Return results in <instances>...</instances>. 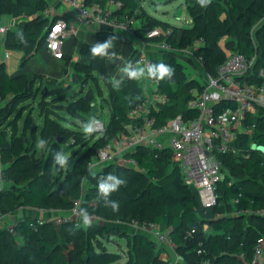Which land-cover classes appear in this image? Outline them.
I'll return each instance as SVG.
<instances>
[{
  "label": "trees",
  "instance_id": "obj_1",
  "mask_svg": "<svg viewBox=\"0 0 264 264\" xmlns=\"http://www.w3.org/2000/svg\"><path fill=\"white\" fill-rule=\"evenodd\" d=\"M96 1L104 3L106 0ZM122 1L123 6L114 12L118 20L128 17L135 20L142 18L143 12L138 13L140 4L137 0ZM228 4L232 8L233 21L224 19L218 23L224 10L219 2L212 0L207 8H201L196 0H187L186 7L193 18V25L182 28L172 25L171 30H179V36L175 40H170L167 36L166 41L175 49L191 46L194 56L199 59L203 69L215 74L218 65L227 57L220 47L219 39L224 35H231L233 36L230 44L232 52L246 56L254 55V69L264 66V28L252 31V26L259 17L264 16V5L258 3V0H228ZM46 7L45 0H0V14L4 13L12 17L31 16V18L19 19L16 29H9L3 39L6 49L23 52L20 64H24L39 46L44 44L46 28L50 23V19L44 14ZM154 24L159 23L148 24L143 21L140 25L137 24L134 34L143 37L148 29L154 27ZM18 33L22 35L19 37ZM256 34L259 36L258 40L254 38ZM110 36L118 37L113 31H103L102 42ZM200 38L203 39V43L193 46L195 40ZM117 43L118 40L114 41L115 52H117ZM155 52V55L151 54L149 63L163 62L171 65L175 69V74L171 81H157L155 93L163 100L150 105L149 115L154 118V126H161L178 114L185 119L197 116L198 111L190 109L187 102L192 96L191 90L194 88L200 90L202 85L184 76L181 64L173 61L170 50ZM106 60L90 56L87 64H80L99 71L113 99L109 120L104 123V131L97 132L99 135L96 138L93 135L83 138L86 144L94 142L93 153L87 154L81 161L68 157L66 165L68 171L63 176L59 175V180L63 179L57 186L50 181L40 162L33 156L21 154L19 149H15L16 160L28 159V163L15 167L14 172H9L10 166L3 168L4 177L12 179V186L15 189L7 187L1 191L0 213L16 209L19 205L42 208L47 204H51L54 210L60 209L64 213L69 211L73 201L81 193L82 176L87 172V164L89 165L95 157L97 153L95 150L123 132L127 125H143V118L129 114L142 103L140 84L124 77L116 79L122 82L120 90H114L109 82L111 78L106 69ZM37 77V74L31 73L10 76L5 64L0 62V99L7 102L0 107V124L6 120L14 100L30 95ZM220 105L225 106L227 103L222 101ZM244 123L254 124V127L251 137L239 135L234 141L233 144L239 152L218 155L223 164L222 169L227 172L218 183V200L214 206L205 209L200 203L197 189L183 182L180 169L170 160L169 148L161 150L156 157L154 150L138 146L134 151L126 153V156L133 157L140 169L108 162L100 166L102 168L96 172L95 178L90 176L88 179L90 186H93L91 184L98 182L100 176L111 173L126 181V184L119 188V193L114 192L109 197L118 202V211L106 207L103 198L98 196V191L93 192L88 188L87 198H93L97 202L94 214H104L107 219L113 221L155 224L161 230L171 227L168 232L175 243L176 253L180 257L193 256L191 262H188L189 259L186 261L179 259L176 264H200L205 261H209V264H246L251 259L256 238L264 235V154L250 147L251 142L264 146V110H259L256 114H247ZM64 131L66 128L57 124L47 131H42L41 139L48 144L53 136L55 138L63 136ZM15 147V145L7 146L5 136L0 132V155L8 154ZM241 150H248L249 157L241 156ZM49 160H53V156L49 157ZM162 170L168 172L170 177L179 178L182 185L178 186L173 182L169 189L162 183H148V179L157 177ZM140 176L143 180L138 179ZM95 188L97 189V185ZM34 219L35 216H22L15 220L13 233L22 236L25 240L15 252L18 264H22L21 258L27 255L26 250L31 248L30 243L36 246L32 249L35 264H52L50 239L54 232L61 235L65 243L72 245L68 250V261L64 264H107L103 261V257L111 260L117 258L118 253L114 251L94 250L90 238L99 233H114L118 230V225L103 223L92 224L91 227L85 228L81 224L76 226L73 220L59 224L49 220L34 230L29 226V222ZM205 224L209 229H204ZM192 228L195 229L194 236L184 239L185 232ZM9 233L8 228H0V264H8ZM154 247L152 241L140 235L136 245L138 259L127 264H154L155 256L159 253L158 250L155 255H151ZM197 248L204 251L197 253ZM240 251L245 254L243 260L236 256ZM140 258H143V261L139 260Z\"/></svg>",
  "mask_w": 264,
  "mask_h": 264
},
{
  "label": "rangeland",
  "instance_id": "obj_2",
  "mask_svg": "<svg viewBox=\"0 0 264 264\" xmlns=\"http://www.w3.org/2000/svg\"><path fill=\"white\" fill-rule=\"evenodd\" d=\"M140 4V10L138 13L143 12L142 18L134 21V25L141 24L145 21L148 24L151 22H158L159 24H154V27H159L162 30H170L168 35L170 40H175L179 36L180 31H172L171 26L182 27H191L193 25V18L191 14L187 11V0H137ZM219 2L224 10L221 12L218 23H221L224 19H229L233 21L234 17L232 14V8L228 4V0H215ZM243 3V2H241ZM258 3L264 5V0H258ZM14 18L8 14H0V23L9 24L10 20ZM264 28V16L259 17V20L252 26V31L261 30ZM255 40H258L259 36L254 35ZM233 41V36L224 35L219 39L220 47L226 55L232 53L230 44ZM161 42V39L148 41L149 44L158 45ZM229 42V44H227ZM74 41L69 42L70 47L68 48L67 54L72 55L74 52ZM149 46V45H148ZM157 46L154 47V50L146 49L145 55L150 60L151 54L155 55V51H159ZM171 57L173 61L179 62L183 68L184 76L194 79L196 82L203 84L204 83V74L205 70L199 59L194 56L193 48L191 46L185 49H175L172 47ZM5 54L4 49L0 46V55ZM2 61V59H0ZM89 61L88 57H84L81 61L84 64H87ZM137 62V61H136ZM133 62L134 64L136 63ZM146 65L148 63H141ZM120 66L118 69L113 70L115 77H124L120 72ZM110 78H114L109 74ZM142 88V103L148 105L151 101L159 97L155 93L154 86L149 80H140L137 81ZM81 91V92H80ZM87 93L92 97V100L86 101L83 95ZM155 96V97H154ZM112 96L108 88L107 83L102 79L99 71L95 69H90L87 66L80 64H72L69 68V64H66L64 71L60 77H55L51 75L49 77L39 76L34 80V83L31 88V93L29 96L16 99L13 101L11 108L9 109V114L3 122L0 124V132L5 136V141L7 146L16 147L9 151L6 155H1L2 162L0 163L2 167L10 166L9 172H14L15 167L22 166L28 163V159L17 161L15 158V149H19L21 154L33 156L36 161L40 162L42 169L44 167L47 172L49 179L52 183L57 186L61 184L62 179L59 180V175H64L67 173V166L60 168L59 165L54 163V160H49V157H52L53 154L57 151H62L67 154L69 157H72L73 160H82L84 156L89 153H93L94 142L86 144V141H83L85 135L81 124L82 122H87L91 117L99 118L107 123L111 113L112 105ZM93 102V104H91ZM6 100L0 99V107L6 104ZM93 107L97 108V111H93ZM57 124L66 128L63 136L54 137L51 133L52 140L46 144L43 148H38V141L41 139L42 131H47ZM90 135H93L94 138L98 137V133L94 132ZM15 136V138H14ZM171 134L165 132L161 134L158 139L165 140L168 142ZM18 145H20L18 147ZM97 151V150H95ZM119 164L126 165L123 161L117 162ZM87 166H89L87 164ZM128 167H131L130 165ZM100 166H96L93 169L87 167V172L82 176V182L80 185L81 193L73 203L71 208H76L78 213L76 219L82 225V219L80 217L81 209L87 210L92 216V224H103L109 223L111 225H118V230L114 233H99V235H92L90 240L94 250L96 251H114L117 254L115 260H111L107 257H103V261L107 264L119 263L127 264L130 261L138 259L136 245L138 243V238L140 235L147 237L148 240L152 241L155 245L154 251L151 255H155L156 251L159 250V253L166 250L161 242H159L154 235V233L149 228V225L139 221H113L107 219L104 214L97 215V219H93L94 207L97 202L91 198L88 199L87 190L90 188L93 192L98 191L95 186L97 182H94L93 186H90L88 179L90 178L89 170L97 172ZM132 168V167H131ZM128 173V172H126ZM142 179V177H138ZM143 180V179H142ZM175 182L178 186H181L182 183L179 178H173L168 175V172L162 170L157 177L148 179V183L156 184L162 183L170 189V185ZM12 179L5 178L3 171L0 172V193L3 189L10 187L12 190L15 189L12 186ZM119 193V190L116 191ZM81 204V205H80ZM42 209L43 211L41 212ZM80 209V211H79ZM37 211L42 213V216L54 217L56 215H61L62 212L60 209H55L51 204H47L42 208L30 207L26 205H19L16 209L8 210V217H3V224L9 225L14 220L22 216H35ZM3 213H0V215ZM207 228V226H204ZM209 229V228H207ZM10 232V231H9ZM7 242L10 247L8 255V264H18L15 257V252L25 240L22 236L10 232L7 237ZM50 244L52 247L51 263L52 264H64L68 261L69 253L68 250L72 247L71 244L65 243L63 237L57 233H53V237L50 239ZM27 248L26 256H23L21 259L22 264H35L36 260L32 253V249H35L36 246L34 243H30ZM166 256L160 254L156 255L154 264H172L179 259H189L188 262H191L192 255L190 257L181 256L173 249H167ZM179 256V259L177 258ZM139 260L143 261V258Z\"/></svg>",
  "mask_w": 264,
  "mask_h": 264
},
{
  "label": "built area",
  "instance_id": "obj_3",
  "mask_svg": "<svg viewBox=\"0 0 264 264\" xmlns=\"http://www.w3.org/2000/svg\"><path fill=\"white\" fill-rule=\"evenodd\" d=\"M74 10V22L63 17H55L50 20L46 28L44 45L56 59L63 57L62 45L66 38L75 34L76 25L95 23L100 27L111 31H128L134 33L137 26L134 25V18L118 20L115 11L123 6L122 0H106L100 3L96 0H64ZM9 29L7 25H0V34H5ZM170 30H162L159 27L148 29L143 37H136V48L139 51V62L149 63L145 50L158 47L161 50H172L171 45L166 41ZM161 39V42L149 44L148 41ZM203 43V39H196L193 46ZM149 45V46H148ZM255 56H246L238 52H232L221 62L215 74L205 71L202 88L192 89V96L187 102L190 109L198 111L193 118H183L178 114L170 118L161 126H154V118L149 115L150 105H155L160 96L155 98L148 105L143 103L132 109L129 114L143 118V125H127L126 129L113 137L108 143L97 150V153L89 169L102 166L108 162L117 163L123 161L126 165L140 169L136 160L126 153L134 151L136 147L152 149L155 156L165 148L170 150V160L175 162L180 169L181 178L187 185L197 189L201 205L206 209L217 204L218 183L224 178L225 172L222 169V162L218 155L223 153H237L239 149L234 146V141L239 135L251 137L254 124H245L247 114H256L264 110V66L254 69ZM157 84V81L154 80ZM225 101L227 105L221 106ZM97 125L94 132L102 133L105 129L104 122L96 118ZM169 132L171 134L168 142L159 140L158 137ZM251 148L258 149L264 154V146L251 142ZM240 155L249 157L248 150H241ZM1 163V155H0ZM230 184V182H228ZM78 211L71 208L69 211L54 217L36 216L29 222V226L37 230L39 225L51 220L54 224L63 221L73 220L76 226L80 222L76 219ZM3 216L0 215V228L6 227L14 232V223L8 226L3 224ZM93 214V219H97ZM157 240L166 249H173L176 246L169 236V228L161 230L155 224H148ZM204 226H207L206 224ZM206 229V228H204ZM195 229H189L184 234V239L194 236ZM200 245V243H199ZM197 253L204 250L197 248ZM264 251V235L256 238L251 259L246 264H257ZM244 259V252L236 255ZM179 259V256L177 255ZM177 262V259L176 261ZM174 262V264H175ZM119 264V263H112ZM200 264H209L205 261Z\"/></svg>",
  "mask_w": 264,
  "mask_h": 264
},
{
  "label": "crops",
  "instance_id": "obj_4",
  "mask_svg": "<svg viewBox=\"0 0 264 264\" xmlns=\"http://www.w3.org/2000/svg\"><path fill=\"white\" fill-rule=\"evenodd\" d=\"M47 2L46 10L44 14L52 20L55 17H63L71 22H74V10L71 8L69 4H67L64 0H45ZM40 13V12H38ZM27 17L31 18V16L21 15L19 17H14L10 20L9 24L0 23V25H7L9 29H16V24L19 19ZM8 29V30H9ZM108 30L100 27L98 24L90 23V24H79L76 25L75 34L66 38L62 45L63 57L61 59H56L52 56V54L47 50L45 45L42 43L39 46V49L36 50L33 56L29 57L24 64H20L21 57L23 56V52L20 50H8L3 45V39L5 34H0V46L4 49V56L1 54L0 59L5 64L6 71L10 76H16L19 74L31 73L37 74L39 76L49 77L54 75L55 77H60L66 67V64H69V68H71L72 64H84L81 61L84 57H88L90 60V47L95 42H102L101 33L103 31ZM109 31V30H108ZM110 32V31H109ZM118 35V47H117V58L113 61L106 60V69L108 74L114 77V79H121L124 77H115L116 73H113V70L118 69V65L127 64L128 61L136 62L139 61V51L136 48V35L134 33H130L128 31H113ZM74 41V52L72 55L67 54L68 48L70 47L69 42ZM151 50H154V47L151 46ZM152 85L156 88V83L154 80H151ZM156 90V89H155ZM155 97V96H154ZM152 102V101H151ZM4 166L0 164V172L3 171ZM41 212L43 211L40 209ZM37 211L36 216H42V213ZM7 212L1 215L7 216ZM15 222V220L13 221ZM12 222V223H13ZM11 224V223H10ZM9 224V225H10ZM8 226V225H4ZM166 250L159 253L161 258L162 255L166 256ZM176 253V252H175ZM174 264V263H172ZM176 264V262H175ZM257 264H264V251H262V255L259 258Z\"/></svg>",
  "mask_w": 264,
  "mask_h": 264
},
{
  "label": "clouds",
  "instance_id": "obj_5",
  "mask_svg": "<svg viewBox=\"0 0 264 264\" xmlns=\"http://www.w3.org/2000/svg\"><path fill=\"white\" fill-rule=\"evenodd\" d=\"M212 0H196V3L201 8H207L211 4ZM22 34L18 33L20 37ZM117 36H110L103 42H95L90 47V56L92 58L107 59L108 61H113L117 58L118 54L114 51V41H117ZM24 42L23 39H21ZM120 72L128 80L140 81V80H155V81H171L175 74V69L168 64L163 62L148 63L142 65L139 61L135 64L132 61H128L127 64L120 66ZM112 88L116 91L120 90L121 80H116L111 78L109 81ZM130 103V102H129ZM97 120L95 117H91L87 122H82L81 127L85 135H90L95 130L97 125ZM44 139L38 141L37 147L43 148L46 145ZM264 151V149H261ZM68 155L62 151H57L53 154V160L56 165L60 168H64L67 165ZM89 174L95 178L96 172L89 170ZM126 181L115 174H107L106 176H100L97 182L98 196L103 198L106 207H110L113 211L119 210V204L117 201L109 199L112 193L119 190L122 185H125ZM80 217L82 219V226L87 228L92 225V216L85 210L81 209Z\"/></svg>",
  "mask_w": 264,
  "mask_h": 264
},
{
  "label": "water",
  "instance_id": "obj_6",
  "mask_svg": "<svg viewBox=\"0 0 264 264\" xmlns=\"http://www.w3.org/2000/svg\"><path fill=\"white\" fill-rule=\"evenodd\" d=\"M110 32H112L111 30H109ZM81 92V91H80ZM84 98L87 100V101H91L92 98L90 97V95H88L87 93L84 94ZM93 104V102L91 103ZM93 111L96 112L97 111V108L96 107H93Z\"/></svg>",
  "mask_w": 264,
  "mask_h": 264
}]
</instances>
